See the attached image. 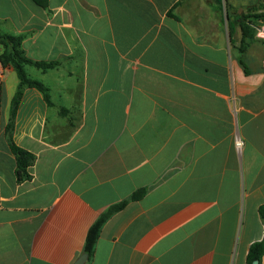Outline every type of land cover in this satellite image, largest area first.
I'll use <instances>...</instances> for the list:
<instances>
[{
  "label": "crops",
  "instance_id": "crops-1",
  "mask_svg": "<svg viewBox=\"0 0 264 264\" xmlns=\"http://www.w3.org/2000/svg\"><path fill=\"white\" fill-rule=\"evenodd\" d=\"M214 1L0 0V34L59 64L25 67L47 91L23 90L13 139L36 160L18 183L20 82L0 63V264H75L142 189L86 264H248L264 240V44L246 72L241 14Z\"/></svg>",
  "mask_w": 264,
  "mask_h": 264
},
{
  "label": "trees",
  "instance_id": "trees-1",
  "mask_svg": "<svg viewBox=\"0 0 264 264\" xmlns=\"http://www.w3.org/2000/svg\"><path fill=\"white\" fill-rule=\"evenodd\" d=\"M36 5L43 8L46 11L49 10V2L50 0H33ZM220 5V4H219ZM222 7V5H221ZM227 19L230 21V15L227 11ZM235 24L239 25L242 31V43L239 48V62L244 67L247 72V67L244 61V54L249 49L252 44V41L255 37V24L246 18V16H240ZM231 30H233L230 24ZM23 36H12L7 34H0V45L3 47V53L0 56V63L7 67H13L16 70L18 79H19V87L18 91L14 97L11 108V116L10 122L7 127V135L9 140V145L12 153L16 158L17 168H16V176L18 183H23L26 181H30L32 176L29 173V169L35 163V156L20 148L13 139L14 134V122L16 118V113L18 107L20 105V101L23 96V90L26 88L29 89H38L42 92H46L47 89L39 82L31 80L25 70L26 66H34L43 71L56 68L59 64L57 62H35L29 59L26 56V53L23 50ZM48 100V98H47ZM146 195V190L142 189L138 192L134 193L128 200H125L121 203L115 204L109 207L91 226L89 229L88 235L86 237L85 246L83 255L88 256V262L94 256L96 244L99 240L100 234L104 225L117 213L121 212L131 201H139ZM260 215L264 220V207L260 209ZM264 255V240L261 242H257L253 244L249 250L247 262L248 264H253L255 261H259L261 263L262 257Z\"/></svg>",
  "mask_w": 264,
  "mask_h": 264
},
{
  "label": "rangeland",
  "instance_id": "rangeland-1",
  "mask_svg": "<svg viewBox=\"0 0 264 264\" xmlns=\"http://www.w3.org/2000/svg\"><path fill=\"white\" fill-rule=\"evenodd\" d=\"M208 0H205V2ZM212 1V0H211ZM214 1V0H213ZM218 5L226 10H233L237 14L249 18L255 26V35L263 33L264 29V0H215ZM240 15V16H241ZM264 36V34H262ZM260 42L264 44V38L259 37Z\"/></svg>",
  "mask_w": 264,
  "mask_h": 264
},
{
  "label": "water",
  "instance_id": "water-1",
  "mask_svg": "<svg viewBox=\"0 0 264 264\" xmlns=\"http://www.w3.org/2000/svg\"><path fill=\"white\" fill-rule=\"evenodd\" d=\"M88 262V256L82 255L75 264H86ZM253 264H261L259 261L253 262Z\"/></svg>",
  "mask_w": 264,
  "mask_h": 264
},
{
  "label": "built area",
  "instance_id": "built-area-1",
  "mask_svg": "<svg viewBox=\"0 0 264 264\" xmlns=\"http://www.w3.org/2000/svg\"><path fill=\"white\" fill-rule=\"evenodd\" d=\"M262 34H264V30H263V33H261V34L259 35L260 37L264 38V36H262Z\"/></svg>",
  "mask_w": 264,
  "mask_h": 264
}]
</instances>
